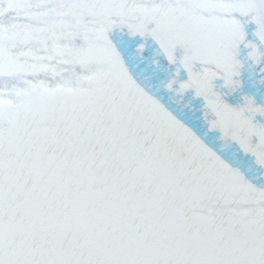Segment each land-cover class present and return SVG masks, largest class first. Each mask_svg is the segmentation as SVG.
<instances>
[{"label":"snow or ice","instance_id":"1","mask_svg":"<svg viewBox=\"0 0 264 264\" xmlns=\"http://www.w3.org/2000/svg\"><path fill=\"white\" fill-rule=\"evenodd\" d=\"M0 264H264V0H0Z\"/></svg>","mask_w":264,"mask_h":264}]
</instances>
